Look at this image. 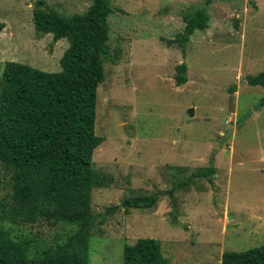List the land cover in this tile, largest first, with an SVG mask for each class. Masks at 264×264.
Here are the masks:
<instances>
[{"label": "rangeland", "instance_id": "obj_1", "mask_svg": "<svg viewBox=\"0 0 264 264\" xmlns=\"http://www.w3.org/2000/svg\"><path fill=\"white\" fill-rule=\"evenodd\" d=\"M41 2L67 18L93 4L0 0V82L7 62L61 70L69 43L37 32L33 12ZM111 7L97 97L95 131L104 142L93 156L90 264H123L124 247L140 238L159 242L169 264H221L224 253L263 246L264 87L247 78L264 73V0H112ZM203 8L208 29L195 32L184 55L173 41L184 18ZM182 63L187 83L177 86ZM211 167L215 175L190 180ZM0 171V202L9 206L10 174ZM157 194L152 209L105 214L125 199ZM7 224L39 249L79 229L42 219Z\"/></svg>", "mask_w": 264, "mask_h": 264}, {"label": "trees", "instance_id": "obj_2", "mask_svg": "<svg viewBox=\"0 0 264 264\" xmlns=\"http://www.w3.org/2000/svg\"><path fill=\"white\" fill-rule=\"evenodd\" d=\"M111 1L93 0L85 14L70 18L41 2L33 12L37 32L69 43L61 70L45 72L20 62L5 65L0 82V169L10 174L11 203L0 202V264H90L91 232L96 225L93 156L104 142L95 131L97 97L105 80L104 61L110 56ZM184 23V31L173 42L186 55L195 32L208 29L209 16L203 8L186 16ZM4 29L0 23V32ZM187 70L186 63L177 66V86L187 83ZM247 83L264 87V73L249 76ZM215 174L214 167L200 169L190 180ZM160 196L128 198L109 206L105 214L152 209ZM172 216L179 226L177 214ZM41 219L78 224L79 229L65 243L39 249L33 238L14 235L7 224L33 225ZM123 264H169V260L159 242L140 238L124 247ZM221 264H264V245L224 253Z\"/></svg>", "mask_w": 264, "mask_h": 264}, {"label": "water", "instance_id": "obj_3", "mask_svg": "<svg viewBox=\"0 0 264 264\" xmlns=\"http://www.w3.org/2000/svg\"><path fill=\"white\" fill-rule=\"evenodd\" d=\"M193 112H194V111H193V109H192V110H190V113H191V115H192V116L194 115V114H193Z\"/></svg>", "mask_w": 264, "mask_h": 264}]
</instances>
